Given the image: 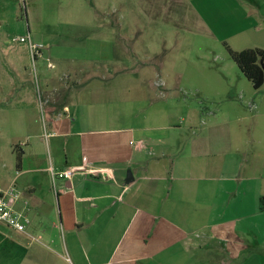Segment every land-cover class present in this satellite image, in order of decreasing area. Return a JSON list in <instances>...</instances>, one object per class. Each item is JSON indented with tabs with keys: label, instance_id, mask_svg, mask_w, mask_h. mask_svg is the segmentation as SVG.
<instances>
[{
	"label": "crops",
	"instance_id": "obj_1",
	"mask_svg": "<svg viewBox=\"0 0 264 264\" xmlns=\"http://www.w3.org/2000/svg\"><path fill=\"white\" fill-rule=\"evenodd\" d=\"M48 1L30 0L32 11L68 15L72 24L64 42L51 37L35 57L56 58L62 70L43 77L41 123L22 110L21 167L0 173V184L14 183L28 200L30 219L24 232L0 221V256L9 261L19 243L11 229L47 246L61 232L69 264H250L253 244L264 264V138L233 137L228 122L214 120L183 127L162 106L137 117L143 84L155 92L158 74L163 95L178 87L150 44L138 42L142 22H155L169 0L159 8L140 0ZM187 1L209 15V1ZM228 3L232 16H242L240 29L264 24V0ZM66 46L73 51L57 49ZM192 127L201 130L188 138ZM64 169L73 176L54 180L52 171Z\"/></svg>",
	"mask_w": 264,
	"mask_h": 264
},
{
	"label": "rangeland",
	"instance_id": "obj_2",
	"mask_svg": "<svg viewBox=\"0 0 264 264\" xmlns=\"http://www.w3.org/2000/svg\"><path fill=\"white\" fill-rule=\"evenodd\" d=\"M60 1L66 6L65 0L48 2ZM140 1L142 5H149L151 8L167 4V0ZM205 1H209L210 8L206 18L195 2L169 0L170 9L157 11L155 22H142V28L145 30L138 42L150 44L147 49L150 48L151 54L156 51L155 58L162 61L166 79L178 87L170 90V94L163 95L157 85L160 78L155 70L156 91L153 92L150 88L153 83L142 85L147 87V91L144 90L145 102L140 105L141 109H135L139 111L137 117L143 118L147 112H154L162 106L166 112H170V117L165 118L178 123L177 125L183 122V127L188 126L190 119L194 122L202 121L200 124L214 120L221 124L228 122L233 137L264 138V83L256 89L239 69L227 48H264V24L259 19V25L240 29L244 26L238 23L241 22L239 19L242 16H232L235 11H232L230 5L233 4L228 3V0ZM35 13L32 11L30 0H0L1 174H6L11 166V170L15 171V154L25 147L22 140L15 137L23 134L25 129L24 125H21L23 108L27 109L30 121L38 120L40 124L44 115L42 102H45V99L42 100L43 77L54 72L59 74L62 70L56 58H35L28 38L26 41L16 38L30 36L31 41L40 44L42 51H46V44L51 37L64 42L70 34L69 26L72 22L68 15ZM148 25L150 26L147 27ZM57 49L71 53L74 48L66 46ZM123 65L125 63L111 64L112 68L116 69ZM63 82L66 83L67 80L63 79ZM134 88L136 87H131L132 92ZM129 95L132 98L134 94L130 92ZM51 97L53 96H48L47 99L52 100ZM152 98H156L155 103H151ZM132 99L130 103H133ZM158 112L162 111L157 110L155 115ZM200 130V127H192L186 137L192 138ZM9 231L19 243L11 244L13 254L9 261H5L3 255L0 256V264H69L62 258L65 250L62 247L61 232L59 243L47 246L46 240L41 239L44 245L34 240L27 243L29 238L22 237L11 229ZM5 243L7 248V242ZM5 246L2 244L1 248ZM249 253L247 258L250 264H261L262 256L256 245L251 246Z\"/></svg>",
	"mask_w": 264,
	"mask_h": 264
},
{
	"label": "built area",
	"instance_id": "obj_3",
	"mask_svg": "<svg viewBox=\"0 0 264 264\" xmlns=\"http://www.w3.org/2000/svg\"><path fill=\"white\" fill-rule=\"evenodd\" d=\"M29 40V47L31 51L37 56L41 51V45L31 41L30 36H19L16 38L20 41ZM84 162H87V158H84ZM53 179L59 178H71L73 176V170L64 169L52 171ZM22 204V205H21ZM28 200L22 198V194L17 186L12 183L9 185L0 184V221L15 231L24 232L29 224V217L26 212Z\"/></svg>",
	"mask_w": 264,
	"mask_h": 264
},
{
	"label": "trees",
	"instance_id": "obj_4",
	"mask_svg": "<svg viewBox=\"0 0 264 264\" xmlns=\"http://www.w3.org/2000/svg\"><path fill=\"white\" fill-rule=\"evenodd\" d=\"M227 48L242 73L256 89L260 88L264 83V48L250 47L241 50H235L229 46ZM21 162L22 150H18L16 152V166L18 168L21 167Z\"/></svg>",
	"mask_w": 264,
	"mask_h": 264
},
{
	"label": "water",
	"instance_id": "obj_5",
	"mask_svg": "<svg viewBox=\"0 0 264 264\" xmlns=\"http://www.w3.org/2000/svg\"><path fill=\"white\" fill-rule=\"evenodd\" d=\"M127 181H129V179L127 178Z\"/></svg>",
	"mask_w": 264,
	"mask_h": 264
}]
</instances>
